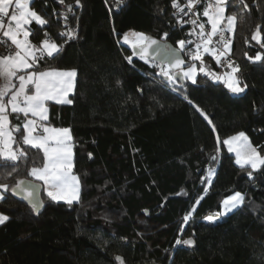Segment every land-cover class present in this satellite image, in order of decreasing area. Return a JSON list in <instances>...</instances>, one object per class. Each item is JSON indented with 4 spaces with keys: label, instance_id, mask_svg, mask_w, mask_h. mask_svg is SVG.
<instances>
[{
    "label": "trees",
    "instance_id": "16d2710c",
    "mask_svg": "<svg viewBox=\"0 0 264 264\" xmlns=\"http://www.w3.org/2000/svg\"><path fill=\"white\" fill-rule=\"evenodd\" d=\"M171 1L63 0L74 30L68 41L55 0L30 5L48 21L30 24L32 43L47 33L63 44L38 68L77 73L71 105L49 103L48 125L70 129L80 194L68 204L42 191L34 211L10 190L32 180L42 152L28 148L15 171L0 164V185L8 186L0 187V214L9 217L0 225V264H118V256L125 264H264V166L241 168L223 143L243 132L264 156V60L254 61L264 57V0H228L225 15L237 17L228 60L247 85L238 94L199 72L197 83L177 81L174 90L154 62L134 56L131 31L180 50L186 35L170 16ZM202 57L210 72L230 71ZM236 192L244 203L207 221ZM189 238L192 246L176 244Z\"/></svg>",
    "mask_w": 264,
    "mask_h": 264
},
{
    "label": "snow or ice",
    "instance_id": "6c2138e0",
    "mask_svg": "<svg viewBox=\"0 0 264 264\" xmlns=\"http://www.w3.org/2000/svg\"><path fill=\"white\" fill-rule=\"evenodd\" d=\"M59 2L63 3V0H59ZM34 3L35 0H0V164L11 165V170L15 171L16 164L27 158L28 148L39 150L43 153V165L42 167L33 166L28 174L35 180L43 182L44 189L52 200L63 199L66 203L71 204L74 199H77L79 191V180L71 173L73 158L71 132L69 128H56L44 122L49 119V101L56 104L71 103L67 97L74 87L77 73L75 70H40L38 68L39 61L45 57L54 58L61 47L52 42L47 33L39 45L33 44L29 39L35 33L28 25L35 22L37 25L44 26L48 23L30 6ZM76 3L79 6L80 0H76ZM201 4H203L201 14L207 18V24L210 26L208 31H206L204 23L198 22L199 15L194 11L196 6ZM227 6L228 0H186L183 6L177 0L172 2V7L177 10V13L184 12V9L187 8L185 15L192 13L195 17L185 21L199 29L198 33L193 31L189 34L198 38L194 50L186 49V44H192V40H181L178 43L180 51H187L191 60L201 61L198 69L195 64H192L187 70L178 74L173 73L171 69H181L185 61L177 55L176 50L166 44L161 45L157 40L142 33H132L136 37L135 43L132 44L134 54H137L135 49L138 48L141 59H145L147 62L149 52L152 50L154 55L150 58L154 63L161 52L165 55L170 54V64L168 67L161 66V71L157 74L163 76L174 90L178 86V80L197 83L196 76L199 72L208 75L214 82L224 83L233 93L244 92L247 85L243 84L237 75L240 71L239 65L227 60L226 63L230 71L218 75L210 72L203 64L201 49L204 53L212 55L218 63L221 62L220 58L225 57L230 51L231 40H226L224 33L232 31L237 17L225 15ZM244 7L247 8V5L245 4ZM68 10L71 11L70 6ZM66 19L67 17H65ZM60 35L72 39L74 30L69 29L67 32H61ZM217 36L222 48L215 46L210 48L209 46L213 45V37ZM166 37L167 33H165L164 39ZM9 41L10 43H8ZM124 42H129L127 36H125ZM257 42L259 43V41ZM128 59L131 62V58ZM261 60H264V57L258 53L254 57V61ZM189 102L191 103V101ZM197 111L200 109L197 108ZM11 114H16L17 118L21 114L23 115L22 130L20 126L11 124ZM201 115L204 113L201 112ZM223 143L229 152L236 153V162L241 168L249 165L255 171L264 166V156L260 155L257 149L249 143L248 137L243 132L224 140ZM215 159L216 157H213V160ZM213 175L214 170H209V182ZM251 175L252 173L249 172L250 177ZM0 187L5 191L8 190L7 185H0ZM11 191L14 195H22L24 199L32 203L34 211L41 207L40 202L35 199V188L29 182L20 180L11 188ZM243 203L244 196L240 192H236L223 201L222 211L217 216L230 213ZM190 215L191 213L185 215V222L189 220ZM217 216L210 215L206 219L211 223ZM8 219V216L0 214V224H4ZM176 244L192 246L194 240L191 238L177 239ZM115 259L118 264H125L121 257L118 256Z\"/></svg>",
    "mask_w": 264,
    "mask_h": 264
},
{
    "label": "built area",
    "instance_id": "2783aa9c",
    "mask_svg": "<svg viewBox=\"0 0 264 264\" xmlns=\"http://www.w3.org/2000/svg\"><path fill=\"white\" fill-rule=\"evenodd\" d=\"M55 2L57 3V5L60 8V23L63 26V30L62 32H67L69 29L73 30L72 27L70 26V22H69V15L71 14V11L68 10L69 7H67L64 3H60L59 0H55ZM172 2L173 0L170 2L169 4V13L170 16L173 20V22L175 23L176 27L180 30H183L186 38L183 39V41H188V40H192L193 43L192 44H186V49H191L194 50L195 48V43L197 42L198 38L195 35H189L190 33H192L193 31L195 32H199L198 27L190 24V23H185V21H189L191 19H194L195 17L192 15V13H188L187 15H185V13H187V8L184 9V12H180L177 13V10L175 8L172 7ZM178 3L181 4V6H183L186 3V0H177ZM203 7V4L201 5H197L196 8L194 9V11L199 15V23H204L205 24V29L206 31L210 30V26L207 24V20L202 16L200 10ZM65 17H67V19L65 20ZM179 21V23H178ZM234 29V28H233ZM225 39L226 40H231V44L230 47L232 45L233 42V30L230 32H225L224 33ZM66 41L70 40L67 36H62ZM30 39V37H29ZM52 42L56 41L54 40V38H50ZM10 43V41L8 42ZM57 44V43H56ZM58 46H60L61 48L63 47V44H57ZM217 47V48H222V45L219 43V37H213V45H210L209 47ZM180 47V45H179ZM5 51H7L5 49ZM210 55V54H208ZM211 57H213L212 55H210ZM229 57V52L226 54L225 57H221L220 58V63L217 62V60L215 59V62L217 63L218 66H223L224 64H226V61L228 60ZM152 69L155 72H160L161 71V66L158 63H154L152 65Z\"/></svg>",
    "mask_w": 264,
    "mask_h": 264
},
{
    "label": "water",
    "instance_id": "95a60500",
    "mask_svg": "<svg viewBox=\"0 0 264 264\" xmlns=\"http://www.w3.org/2000/svg\"><path fill=\"white\" fill-rule=\"evenodd\" d=\"M132 33L133 32L131 31L130 34H129V38H133ZM148 37H150V36H148ZM151 38L157 40L158 42H160L161 45H165L166 44L170 48L176 50L177 55H179V57L185 61L184 65L181 67V69H171V71L173 73L178 74V73H180L181 71H183L184 69H186V68H188L190 66V63L184 59L182 52L178 48L172 46L171 44H169V43H167V42H165L163 40H159V39H156V38H153V37H151ZM132 51H133V54H134L133 47H132ZM135 52L137 54H134V56L141 58L140 55L138 54L139 53V49L138 48L135 49ZM152 55H154V52L152 50H150V52H149V58L147 59L148 62H153V60L150 58ZM170 62H171V55L170 54L169 55H165L163 52H161V54L156 57V62L155 63H158L160 66H166V67H168V65L170 64ZM178 81L181 82V83L184 82V80H178ZM24 181L29 182L32 186H34V188H35V199L37 201H39L40 204H41V207H39L36 210L41 211V209H42L41 193L43 191L42 185L39 182H36L34 180H24ZM10 192H11V195L14 198L18 199L19 201H21V202L25 203L26 205H29V206H31L33 208L32 203H30L27 199H24L22 197V195H14L11 190H10Z\"/></svg>",
    "mask_w": 264,
    "mask_h": 264
},
{
    "label": "crops",
    "instance_id": "0c3cea01",
    "mask_svg": "<svg viewBox=\"0 0 264 264\" xmlns=\"http://www.w3.org/2000/svg\"><path fill=\"white\" fill-rule=\"evenodd\" d=\"M202 11H203V7L201 8V10H200V12L202 13ZM206 20H207V18L206 17H204ZM7 19V18H6ZM33 23H35V22H33ZM30 25H28V27H29ZM233 28H234V26H233ZM233 30V29H232ZM201 52L204 54V55H208V53H204L203 52V49H201ZM230 52H231V47H230V51H229V54H230ZM208 56H210V55H208ZM211 57V56H210ZM213 58V57H212ZM214 59V58H213ZM214 61H215V59H214ZM48 70V69H47ZM57 70V69H56ZM63 71H67V70H63ZM75 79H76V77H75ZM74 86H75V81H74ZM73 91H74V87H73V89H72V91L69 93V95H68V99L70 100V96L73 94ZM49 103H51V104H56V103H54V102H52V101H49L48 102V104ZM57 105H71V103L70 104H57ZM48 115H49V113H48ZM11 117H12V119H11ZM29 118H31V117H29ZM24 121V117H23V115L21 114L18 118H17V115L16 114H11L10 115V122H11V124L12 125H15V126H19V124H21V129H22V122ZM45 124H47L48 125V121H46V122H44ZM50 126V125H49ZM41 131H42V129H41ZM229 139V138H228ZM73 145V144H72ZM72 151H73V148H72ZM43 154V153H42ZM73 157H74V153H73ZM72 167H73V158H72ZM71 173L73 174V172H72V169H71ZM73 175H75V174H73ZM76 176V175H75ZM77 177V176H76ZM31 178H32V180H34V181H37V180H35L32 176H31ZM78 178V177H77ZM79 180V179H78ZM39 183H41L42 184V187H43V191H44V193H45V195L48 197V198H50L48 195H47V192L45 191V189H44V186H43V182L42 181H38ZM79 194H80V181H79V191H78V195H77V199H74L73 201H72V203L73 202H76L77 200H78V198H79ZM51 199V198H50ZM52 200V199H51ZM53 201H55V202H63V203H66L63 199H59V200H53ZM1 225V224H0Z\"/></svg>",
    "mask_w": 264,
    "mask_h": 264
},
{
    "label": "rangeland",
    "instance_id": "374dc122",
    "mask_svg": "<svg viewBox=\"0 0 264 264\" xmlns=\"http://www.w3.org/2000/svg\"><path fill=\"white\" fill-rule=\"evenodd\" d=\"M225 23H226V21H225ZM256 39H258V35L256 36ZM135 41H136V39H135ZM134 42V41H133ZM202 53V52H201ZM204 54L202 53V56H203ZM192 65V64H191ZM166 67V66H165ZM198 69V68H197ZM184 70H187V68L186 69H184ZM214 73V72H213ZM225 73H227V72H225ZM225 73H222L221 75H223V74H225ZM217 74V73H216ZM213 80V79H212ZM233 93V92H232ZM238 135V134H237ZM234 136H236V135H234ZM233 137V136H232ZM226 148H227V146H226ZM227 150H228V148H227ZM230 153H232L233 155H234V157H235V161H237V156H236V153L235 152H230ZM236 164H237V162H236ZM237 165H239V164H237ZM240 166V165H239ZM245 166H247V167H250L249 165H245ZM251 168V167H250ZM221 211H222V209H221ZM220 211V212H221ZM218 214V213H217ZM227 214H229V213H227ZM226 215V214H225ZM225 215H221V216H225ZM221 216H217V218H221ZM208 221V220H207Z\"/></svg>",
    "mask_w": 264,
    "mask_h": 264
}]
</instances>
